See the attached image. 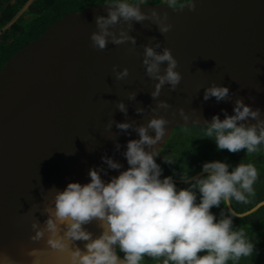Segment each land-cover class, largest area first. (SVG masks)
<instances>
[{
  "label": "water",
  "instance_id": "95a60500",
  "mask_svg": "<svg viewBox=\"0 0 264 264\" xmlns=\"http://www.w3.org/2000/svg\"><path fill=\"white\" fill-rule=\"evenodd\" d=\"M109 3L68 14L0 70V254L15 264H32L33 249L40 250L42 264H65L67 255L52 250L47 235L38 242L31 239L32 225L45 226V209L53 203L55 189L88 183L93 167L107 171L105 180L127 169V143L139 139L135 129L150 119L169 121L166 136L153 146L160 155L177 128L206 126L216 114L223 119L222 110L233 114L237 99L261 109L264 118V0H191L179 6L133 2L149 16L157 11L161 21L172 25L170 31L162 35L152 19L131 22V29L121 21L112 30L127 31L135 45L110 42L97 50L90 39L98 30L95 17L106 15ZM157 43L158 52L172 50L182 81L175 91L165 84L154 99L158 80L147 75L143 59L145 46ZM114 67L128 68L129 76L117 80ZM213 83L229 87L226 100H204L205 89ZM132 92L135 99H129ZM121 101L126 114L117 107ZM160 101L169 107H158ZM138 108L143 111L138 113ZM116 122L132 127L122 131ZM149 134L155 135L152 130ZM104 156L123 169H108ZM199 175L203 172L192 177ZM85 227L94 236L101 233L96 221ZM84 243L73 246L83 248Z\"/></svg>",
  "mask_w": 264,
  "mask_h": 264
},
{
  "label": "clouds",
  "instance_id": "9594fccd",
  "mask_svg": "<svg viewBox=\"0 0 264 264\" xmlns=\"http://www.w3.org/2000/svg\"><path fill=\"white\" fill-rule=\"evenodd\" d=\"M106 6L107 14L95 17L98 30L90 37L92 47L97 50L106 49L110 42L121 45L131 41L135 45V38L127 31L117 34L112 30L121 21L128 23L131 29V22L152 19L162 35L172 28L171 24L161 21L157 11L153 10L149 16L138 3L110 0ZM191 8L194 10L195 5ZM160 47L157 43L155 47L144 48L146 73L158 80L151 93L154 99L159 97L165 84L175 91L182 81L172 50L165 47L158 52L156 49ZM113 71L117 80H124L130 74L128 68L121 71L114 67ZM229 92V87L213 83L205 89L204 100L215 97L217 102L224 101ZM135 97V92L129 94V99ZM117 107L127 113L124 102H119ZM158 107L168 108L169 105L160 101ZM142 111L137 109L138 113ZM222 111L224 118L214 115L204 132L205 137L215 142L218 151L239 153L244 150L252 154L264 145L261 109H253L241 98L236 100L233 114H228L226 109ZM180 115L186 121L189 119L183 109ZM112 123L109 122L108 129ZM168 124L163 117L152 118L146 126L135 129L139 139L129 140L123 153L127 169L119 171L124 167L120 162L102 157L107 168L119 171V175L105 180L103 176L107 171L93 167L88 172V183L70 182L63 190L53 188L54 201L45 209L49 218L43 228L36 223L32 225L35 234L31 239L38 242L47 235V245L67 255L65 264H142L145 257L162 261V264H229V261L255 256L258 239L254 242L242 228L234 225V220L253 215L264 207V202L243 212L236 211L232 205L233 202L252 203L259 176L256 166L243 162L230 165L221 160L205 162L203 175L190 177L186 173L183 178L188 186L178 187L171 176L163 175L156 160L159 152L153 147L166 136ZM116 127L127 131L132 124L116 122ZM149 130L155 135H150ZM120 147L116 145L117 150ZM166 162L172 161L166 158ZM221 204L228 212H221L218 218L212 209ZM93 221L98 222L101 229L99 236L85 227ZM77 241L85 242L83 248L73 246ZM29 255L33 257L32 264H42L40 250L33 249ZM0 264H15V261L0 254Z\"/></svg>",
  "mask_w": 264,
  "mask_h": 264
},
{
  "label": "trees",
  "instance_id": "16d2710c",
  "mask_svg": "<svg viewBox=\"0 0 264 264\" xmlns=\"http://www.w3.org/2000/svg\"><path fill=\"white\" fill-rule=\"evenodd\" d=\"M191 0H168L167 4L179 6ZM110 0H0V70L21 49L38 39L50 26L70 13L80 12L84 8ZM139 0H131V3ZM145 3L159 4L163 0H145ZM205 126L180 127L160 153L157 163L163 169L164 176L173 179H184L187 173L190 177L202 172L205 162L221 160L230 165L240 162L252 163L256 166L259 176L255 184L256 196L248 205L233 202L236 211L250 210L257 203L264 201V145L257 152L247 154L230 153L227 150H217L212 139L204 136ZM171 159V163L166 162ZM178 187H187V183H177ZM212 211L220 217L221 212L227 214L228 209L221 204ZM234 225L242 228L254 242L258 239L257 254L253 257L242 258L229 264H264V207L256 213L236 218ZM123 255V254H121ZM142 264H162V261L145 257Z\"/></svg>",
  "mask_w": 264,
  "mask_h": 264
},
{
  "label": "built area",
  "instance_id": "2783aa9c",
  "mask_svg": "<svg viewBox=\"0 0 264 264\" xmlns=\"http://www.w3.org/2000/svg\"><path fill=\"white\" fill-rule=\"evenodd\" d=\"M140 2H144L145 0H139ZM129 2H131V0H129Z\"/></svg>",
  "mask_w": 264,
  "mask_h": 264
},
{
  "label": "rangeland",
  "instance_id": "374dc122",
  "mask_svg": "<svg viewBox=\"0 0 264 264\" xmlns=\"http://www.w3.org/2000/svg\"><path fill=\"white\" fill-rule=\"evenodd\" d=\"M163 2L167 3V2H168V0H163Z\"/></svg>",
  "mask_w": 264,
  "mask_h": 264
}]
</instances>
